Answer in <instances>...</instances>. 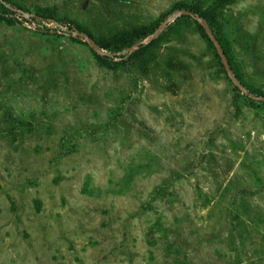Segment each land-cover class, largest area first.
<instances>
[{"label": "rangeland", "instance_id": "1", "mask_svg": "<svg viewBox=\"0 0 264 264\" xmlns=\"http://www.w3.org/2000/svg\"><path fill=\"white\" fill-rule=\"evenodd\" d=\"M0 2V264H264V0ZM134 27L147 72L87 40Z\"/></svg>", "mask_w": 264, "mask_h": 264}, {"label": "trees", "instance_id": "2", "mask_svg": "<svg viewBox=\"0 0 264 264\" xmlns=\"http://www.w3.org/2000/svg\"><path fill=\"white\" fill-rule=\"evenodd\" d=\"M224 0H218V3H222ZM190 13L197 16V23L198 30L201 34H203L204 38L208 42V44L212 47H214L212 41L209 38V35L207 34L206 29L203 28L201 25V22H205L208 26V28L212 31L214 36L216 37V40L220 42V47L222 49L223 55L228 60V65L230 67V71L235 76L237 82L240 83L244 87H246L251 93V86L248 84V82L244 79V74L238 67V65L235 64L233 61V56L227 50L225 45L221 42L219 37H217V27H216V17L218 13L217 8H212L211 11H202L201 8H189L188 10ZM0 12H3L4 14L12 13L2 2H0ZM51 11L49 9L47 10H41L38 12V15L45 18L50 16ZM49 14V15H48ZM185 20H192L191 17L182 16V21ZM58 22L63 23V20H58ZM79 31H84L83 28H81L79 25L76 26ZM170 28L169 30H172L173 27L168 25ZM159 28L149 29L146 27H134L129 30H125L122 32H119L117 34H114L112 37L102 41L95 39L90 34L86 33L92 41H94L100 48L103 50H109L112 53H120L124 52L126 50L131 49L135 45H139L137 49L128 52V54L124 55L122 59V64L124 66H130L132 68H135L137 70H140L142 72L149 71V68L151 67L152 63L156 61V50L160 47V43L163 40V38L167 35L168 32H162L158 38L152 39L148 43H145L146 40H148L150 37H152L154 34L158 32ZM219 60L221 58L217 56ZM99 59L106 62V63H112L113 60L108 57H100ZM222 62V61H221ZM223 69L226 71V66L223 65ZM228 76V74H227ZM229 79V78H228ZM230 80V79H229ZM232 82V81H231Z\"/></svg>", "mask_w": 264, "mask_h": 264}, {"label": "water", "instance_id": "3", "mask_svg": "<svg viewBox=\"0 0 264 264\" xmlns=\"http://www.w3.org/2000/svg\"><path fill=\"white\" fill-rule=\"evenodd\" d=\"M184 14H185V15L192 16V17H195V15L192 14V13H190V12H184ZM171 22H172L171 20H167V21L165 22V24H164V27H167ZM201 23L204 25V28L206 29L207 33L210 34V29L208 28L207 24H206L205 22H201ZM159 33H160V31L157 32L153 37H156ZM83 36L86 37L84 34H83ZM210 36H212V35L210 34ZM86 38H87V37H86ZM152 39H155V38H152ZM152 39H151V40H152ZM212 39H213L214 43L217 45V47L219 48V50H220L221 53H222V56H223V60H224L225 66L228 67V69H229L228 61H227L226 57L223 55V52H222V49H221L220 45L217 43V40H216V39H214L213 37H212ZM87 40H88L89 42H91L92 44H94V42H93L91 39L88 38ZM151 40H150V41H151ZM145 43H148V42H145ZM229 71H230V69H229ZM230 74L232 75L231 72H230ZM233 80H234V82H237V80H236L235 77H233ZM236 84H239V83H236Z\"/></svg>", "mask_w": 264, "mask_h": 264}]
</instances>
